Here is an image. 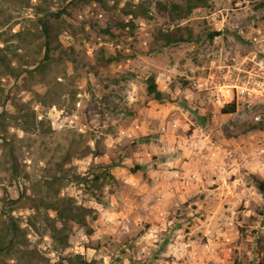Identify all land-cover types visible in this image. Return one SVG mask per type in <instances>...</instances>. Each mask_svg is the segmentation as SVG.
<instances>
[{
  "label": "rangeland",
  "instance_id": "1",
  "mask_svg": "<svg viewBox=\"0 0 264 264\" xmlns=\"http://www.w3.org/2000/svg\"><path fill=\"white\" fill-rule=\"evenodd\" d=\"M251 8L0 0V264H264V105L213 100Z\"/></svg>",
  "mask_w": 264,
  "mask_h": 264
},
{
  "label": "built area",
  "instance_id": "2",
  "mask_svg": "<svg viewBox=\"0 0 264 264\" xmlns=\"http://www.w3.org/2000/svg\"><path fill=\"white\" fill-rule=\"evenodd\" d=\"M252 3L250 18L245 17L234 25L237 34L248 45V50L235 63H222L220 81L213 100L220 106L234 103L261 102L264 105V0H245ZM257 6V7H256ZM223 19L213 20L211 24L217 31L216 40L222 38Z\"/></svg>",
  "mask_w": 264,
  "mask_h": 264
},
{
  "label": "trees",
  "instance_id": "3",
  "mask_svg": "<svg viewBox=\"0 0 264 264\" xmlns=\"http://www.w3.org/2000/svg\"><path fill=\"white\" fill-rule=\"evenodd\" d=\"M264 3H258L257 6L260 7L262 6ZM256 6V7H257ZM183 27L182 26H175L173 29H159L158 30V35L159 38L167 45L169 44H175V43H179V42H183L185 41V36L182 32ZM51 28L50 26L45 28V24H44V34H45V39H46V44L49 43L51 36ZM147 91L149 94L152 95V97L157 100L160 101L163 98V93L157 88V85L155 83V81L153 80V78H149L148 82H147ZM236 107L234 103H228L225 104L220 111L224 114H228V113H233L235 112ZM258 186L260 189H263V183L259 182ZM5 250V245H0V252Z\"/></svg>",
  "mask_w": 264,
  "mask_h": 264
}]
</instances>
